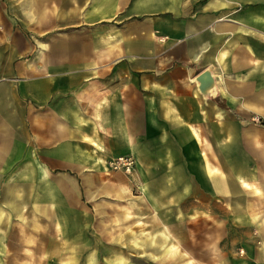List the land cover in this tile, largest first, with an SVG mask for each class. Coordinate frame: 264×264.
I'll return each instance as SVG.
<instances>
[{"label":"crops","instance_id":"crops-1","mask_svg":"<svg viewBox=\"0 0 264 264\" xmlns=\"http://www.w3.org/2000/svg\"><path fill=\"white\" fill-rule=\"evenodd\" d=\"M0 25V264H264V0H0ZM193 219L200 258L162 224Z\"/></svg>","mask_w":264,"mask_h":264},{"label":"rangeland","instance_id":"rangeland-1","mask_svg":"<svg viewBox=\"0 0 264 264\" xmlns=\"http://www.w3.org/2000/svg\"><path fill=\"white\" fill-rule=\"evenodd\" d=\"M15 31H18L17 27H15ZM5 29L3 27V25H0V49H3L5 48V46H1L4 42V33H5ZM23 33H25L24 29H23ZM7 49V48H5ZM147 223L144 224V226H146L147 228L149 226L152 225V223L149 224V221H146ZM208 222L210 224H215L216 221L214 220H211V221H206L205 224H203V222L201 220H198V219H193V220H189L188 222H186L185 220H177V221H167V223H162L163 224V228L164 226L165 227H169L171 226L172 228H176L178 230V236H177V239H178V242L179 243H182L183 245H189L191 244L193 246V252L191 253L192 256H195V257H198L200 258L201 256H203V253L204 251L202 250V236H201V231H202V228L205 226L206 229L209 228L208 226ZM140 225V224H139ZM114 227H123L125 229H127L128 231H130L131 234H134L135 232L134 229L137 228L138 226V223H136L135 220H129V223H119V222H116L115 220V223L113 225ZM190 229L193 231V235H186V229ZM132 230V231H131ZM189 233H192V232H189ZM147 234V232H146ZM115 237H112L111 239H114ZM138 239H146L147 241H149L150 243H154V240H155V237L153 235H146V236H141V237H138L136 235H132L130 236V242H131V245H134L136 248H137V241ZM169 239V236L168 235H162L161 236V241L162 243L165 242V240H168ZM209 238L208 236H205V241L208 242ZM215 241H212L211 244H213ZM180 250V249H179ZM134 255L136 256L137 255V252H133V254L131 255L132 257H134ZM189 257L190 255L188 253H185V256L184 257Z\"/></svg>","mask_w":264,"mask_h":264},{"label":"built area","instance_id":"built-area-1","mask_svg":"<svg viewBox=\"0 0 264 264\" xmlns=\"http://www.w3.org/2000/svg\"><path fill=\"white\" fill-rule=\"evenodd\" d=\"M111 170H121L127 174L135 168V159L132 155H121L111 159L108 162Z\"/></svg>","mask_w":264,"mask_h":264}]
</instances>
